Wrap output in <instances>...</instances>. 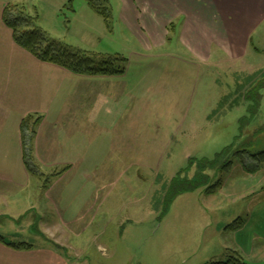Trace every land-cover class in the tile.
Masks as SVG:
<instances>
[{
	"label": "rangeland",
	"instance_id": "rangeland-1",
	"mask_svg": "<svg viewBox=\"0 0 264 264\" xmlns=\"http://www.w3.org/2000/svg\"><path fill=\"white\" fill-rule=\"evenodd\" d=\"M23 1L54 38L90 51L121 53L130 59L131 75L154 64L150 79L157 92L147 102L155 113L140 119L142 133L149 124L150 131L136 146L139 151L122 156L112 146V154L91 163L96 190L74 209L73 224L63 225L62 211L41 200L39 209L18 220L20 225L14 227L17 219L4 222L0 233L36 245L65 244L60 251L73 264H206L226 260L228 249L245 257L233 244V230L223 231L235 220L247 222L253 201L248 190L264 184L262 172L251 176L245 168L257 167L253 156L264 150V22L252 33L245 55L199 61L190 59L177 39L147 49L128 32L118 0L104 1L112 14L111 29L87 0H73L75 12L63 9L68 0ZM118 120L122 123V116ZM119 133L130 134L96 131V144ZM115 156L129 161H114ZM32 162L42 187L70 169ZM211 185H218L214 195L208 193Z\"/></svg>",
	"mask_w": 264,
	"mask_h": 264
},
{
	"label": "crops",
	"instance_id": "crops-1",
	"mask_svg": "<svg viewBox=\"0 0 264 264\" xmlns=\"http://www.w3.org/2000/svg\"><path fill=\"white\" fill-rule=\"evenodd\" d=\"M118 1L128 32L147 49L165 47L177 39L183 46L180 49L199 61L222 54L234 59L245 55L252 33L264 22V0ZM13 2L25 4L23 0H0V226L16 219L14 227L20 225L18 220L29 210L39 209L41 204H36L41 200L53 202L62 211L64 225L75 222L72 212L80 204L83 207L96 190L91 163L99 155L112 154V146H118L113 153L133 155L139 151L136 146L148 138L150 124L143 134L140 119L155 113L149 105L152 102H147L157 92L150 79L154 64L137 69L139 75H131L127 67L121 75L89 76L40 61L16 43L13 30L2 20L4 6ZM30 114L41 117L32 141L34 162L48 169L70 167L52 177L48 187L41 186L40 176L32 174L24 162L21 125ZM113 129L130 134H115L114 139L107 137L96 144V131ZM115 157L114 161H129ZM252 164L257 165L254 171L264 174V161L253 156ZM248 192L253 195L249 218L233 230V244L245 254L246 264H264V184L257 191L252 186ZM53 194L59 199L54 201ZM225 229L223 232L232 230ZM12 234L19 235L14 229ZM0 264L73 263L50 243L15 249L0 241Z\"/></svg>",
	"mask_w": 264,
	"mask_h": 264
},
{
	"label": "trees",
	"instance_id": "trees-1",
	"mask_svg": "<svg viewBox=\"0 0 264 264\" xmlns=\"http://www.w3.org/2000/svg\"><path fill=\"white\" fill-rule=\"evenodd\" d=\"M104 1L105 3L107 2V0H87L88 4L104 18L107 28L111 29L112 14L110 7H108ZM64 9L75 12L73 0H68ZM2 20L13 30L16 43L28 50L40 61L61 66L72 73L80 75L112 76L121 75L126 72L129 62L128 57L121 53H102L78 48L61 39L52 37L39 25L38 13H32L26 4L19 2L7 3L2 10ZM34 117L36 116L30 114L23 119L21 131L23 157L26 168L32 174H37L32 162L31 151L32 141L37 133V126L41 121V117L37 116L34 124L30 126L28 122ZM254 157L264 160V150L254 154ZM245 168L252 172L256 167L251 169L249 166H245ZM217 186L211 185V189H208V193L212 194L217 192ZM243 223L241 219L235 220L228 224L226 228L235 230ZM0 241L15 249H31L34 247V244L28 241L7 240V238L1 234ZM50 243H52V246L61 250L62 246L60 244L52 241ZM228 250L230 255L226 260L210 261L206 264H246L245 257L236 249Z\"/></svg>",
	"mask_w": 264,
	"mask_h": 264
}]
</instances>
